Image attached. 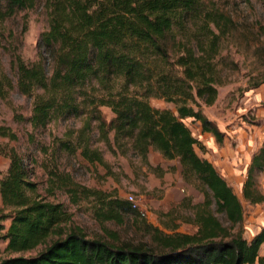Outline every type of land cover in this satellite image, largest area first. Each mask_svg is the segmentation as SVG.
I'll return each instance as SVG.
<instances>
[{"label":"trees","instance_id":"16d2710c","mask_svg":"<svg viewBox=\"0 0 264 264\" xmlns=\"http://www.w3.org/2000/svg\"><path fill=\"white\" fill-rule=\"evenodd\" d=\"M35 1L0 0V23ZM43 10L47 27L39 35L36 60L25 64L16 56L12 62L16 89L32 98L31 128H43L59 117H83L73 135L56 140L60 150L77 151L87 163L106 168L101 150L90 144L95 128L96 138L111 153H130L147 167L149 150L176 159L182 180L197 182L202 201L192 204V214L184 220L194 227L192 233L166 234L148 226L152 247L111 234L110 239L87 237L67 224L70 216L61 202L35 194L36 183L23 158L0 146L9 160L0 178V241L11 253L35 251L0 258V264L261 263L264 225L250 238L240 228L232 231L243 218L241 203L213 165L197 155L198 142L182 122L192 118L221 141L216 126L187 102H214L221 78L216 58L234 27L232 18L203 0H44ZM148 98L172 103L175 113L152 107ZM100 106L112 113L108 122ZM0 136L14 134L0 126ZM263 169L264 141L250 158L241 190L250 204L264 201L253 181ZM57 177L69 196L95 199L102 220H119L120 213L135 211L125 199Z\"/></svg>","mask_w":264,"mask_h":264},{"label":"rangeland","instance_id":"374dc122","mask_svg":"<svg viewBox=\"0 0 264 264\" xmlns=\"http://www.w3.org/2000/svg\"><path fill=\"white\" fill-rule=\"evenodd\" d=\"M43 1L36 0L32 7L16 10L0 23V126L14 134L13 138L0 136V146L4 150L12 148L23 158L31 170L30 179L36 183L35 194L48 201L61 202L70 216L67 224L79 228L87 237L110 239L111 234L118 240L142 241L152 247L154 242L148 226L166 234L192 233L194 227L184 220L191 216L192 204L202 201V194L197 182L182 180L176 159H163L149 150L147 167L130 153H111L96 138L93 128L90 144L101 150L107 164L104 168L87 163L77 151L69 153L57 147L56 140L73 135L83 117H59L43 128H31L27 119L32 98L21 95L16 89L12 62L16 56L25 64L36 60L39 35L47 27ZM203 2L227 13L234 27L223 40L216 58L221 78L214 102L208 106L200 100H196L197 106L190 101L187 104L199 109L216 126L221 141L203 132L200 123L192 118H184L182 122L198 142L197 155L213 165L241 203L243 218L232 231L240 228L243 237L250 238L264 225V201L250 204L241 193L250 158L264 141V0ZM170 58H173L172 51ZM46 63L48 68V59ZM6 79L11 82L9 88ZM256 83L258 85L252 87ZM148 102L152 107L175 113L172 103L159 98H148ZM98 109L105 122L112 118L108 107ZM8 162L7 156L0 153V178ZM57 176L65 177L63 182L68 178L81 187L100 190L107 197L125 199L131 195L136 209L120 213L119 220H102L97 214L99 204L95 199L69 196ZM253 181L258 191L264 193V169L253 175ZM211 208L227 226L224 216L216 213L213 205ZM7 224L5 221L4 225ZM4 248L5 242L0 241V258L35 252L11 253ZM259 256L262 262L256 264H264V243L259 248Z\"/></svg>","mask_w":264,"mask_h":264},{"label":"built area","instance_id":"2783aa9c","mask_svg":"<svg viewBox=\"0 0 264 264\" xmlns=\"http://www.w3.org/2000/svg\"><path fill=\"white\" fill-rule=\"evenodd\" d=\"M125 199L127 200V202L129 203L130 207L132 209H136V203H135V200L134 198L131 196V195H127L125 197ZM141 215H143V213H141Z\"/></svg>","mask_w":264,"mask_h":264},{"label":"crops","instance_id":"0c3cea01","mask_svg":"<svg viewBox=\"0 0 264 264\" xmlns=\"http://www.w3.org/2000/svg\"><path fill=\"white\" fill-rule=\"evenodd\" d=\"M257 263V261L256 262H254L253 264H256Z\"/></svg>","mask_w":264,"mask_h":264}]
</instances>
